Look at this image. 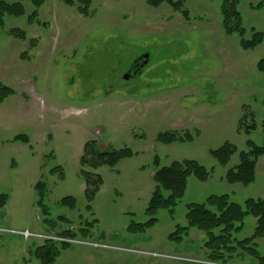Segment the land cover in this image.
I'll use <instances>...</instances> for the list:
<instances>
[{
    "label": "rangeland",
    "instance_id": "rangeland-1",
    "mask_svg": "<svg viewBox=\"0 0 264 264\" xmlns=\"http://www.w3.org/2000/svg\"><path fill=\"white\" fill-rule=\"evenodd\" d=\"M5 1L22 2L25 14L6 16L0 27V84L14 90L0 102V192L9 196L2 210L0 264H41L34 252L47 238L23 237L24 231L58 236L92 220L91 234L73 236L53 264H222L212 260L203 231L191 228L181 243L169 235L187 224L189 204L211 195L228 194L241 205L264 198V156L254 183L226 180L249 139L264 143V73L257 68L264 39L245 50L240 36L225 34L223 0H184L187 16L148 0H91L86 11L79 0H44L38 8L31 0ZM261 2L240 0L244 38L264 33V9L252 7ZM13 28L26 38L12 36ZM145 53L149 62L142 73L126 79ZM252 123L257 128L247 132ZM163 132L193 139L163 143L157 139ZM21 134L28 143L15 140ZM227 141L238 152L222 165L210 151ZM88 142L102 151L130 147L135 153L94 170L103 185L91 212L80 163ZM183 159L213 169L210 177L190 176L173 215L161 209L153 227L129 233L132 221L150 218L155 172ZM39 180L48 188L47 213L36 203ZM67 196L76 199L74 210L61 203ZM256 225L257 218L247 216L233 237H251ZM254 246L264 255V237ZM224 255L228 264H257L247 255Z\"/></svg>",
    "mask_w": 264,
    "mask_h": 264
},
{
    "label": "trees",
    "instance_id": "trees-1",
    "mask_svg": "<svg viewBox=\"0 0 264 264\" xmlns=\"http://www.w3.org/2000/svg\"><path fill=\"white\" fill-rule=\"evenodd\" d=\"M36 7L41 6L44 0H31ZM91 0H79L84 4L83 10L86 11ZM149 4L154 7L166 2L175 10L181 11L184 16L188 12L184 9V0H148ZM240 0H223L221 4L222 26L225 34L238 35L241 37L240 44L243 49L251 50L256 48L263 42L264 33L254 31L250 39L244 38L245 28L241 12L239 11ZM254 8L264 9V3L252 5ZM37 10L30 16V20L37 16ZM25 14L24 4L18 2H7L0 0V27L5 24L6 16L20 17ZM10 34L21 39L26 38V34L19 28L10 30ZM260 72L264 73V58L257 65ZM14 90L8 86L0 84V102L8 96L13 95ZM264 130V120L262 121ZM242 125L240 124V127ZM247 132H252L257 128L256 123L247 126ZM158 141L163 143L185 142L193 138L187 134V137L179 136L176 132H163L157 137ZM15 140H21L25 143L29 142L27 135L21 134L15 137ZM247 149L239 151V163L228 169L226 172V180L229 183H241L249 185L254 183L256 179V167L260 157L264 156V143L259 145L252 140L246 142ZM238 152V148L231 142H225L217 149H212L210 154L219 164L226 165L231 160L232 156ZM135 153L130 147L120 148L118 150H98L95 144L88 142L85 145L84 153L81 156L80 163L84 167L82 175L85 183V198L87 200V211H92V202L96 198L103 185V178L100 174L95 173V169L102 166H116L121 160L132 157ZM157 160H155V163ZM157 164V163H156ZM87 168V169H86ZM54 170V169H53ZM213 169H207L197 160L183 159L175 160L170 165L159 168L154 174L155 189L150 198L146 213L150 218L145 222L132 221L128 227V232L134 235L143 234L147 229L153 227L158 218L157 213L161 209H168L174 214V206L184 196L187 188V181L190 176H195L200 181H206ZM36 203L43 207L47 213V206L44 203L48 188L43 180H39L35 186ZM9 200L6 193L0 192V226L3 219L2 210L5 208ZM61 203L70 209L76 208V199L72 196L64 197ZM257 218V225L251 237L237 240L233 237L244 226V219L247 216ZM61 220L68 219L61 215L58 217ZM186 225H177L174 232L169 235L171 241L177 243L183 242V239L188 235L191 228H196L205 233L207 241L205 246L211 251L212 260H219L222 264H228L229 261L224 258V254L230 257L235 254L240 256H250L257 264H264V255H261L254 246V240L264 237V198H249L243 205L230 200L228 194L211 195L203 203H191L188 205L186 213ZM95 220L86 221L80 231H74L72 228L62 229L56 235L67 239H72L73 236L80 234L88 236L91 234ZM52 223H56L53 221ZM70 243L67 241L56 242L53 240H45V242L35 249V256L41 264H53L59 255V248H67ZM223 258V259H222Z\"/></svg>",
    "mask_w": 264,
    "mask_h": 264
},
{
    "label": "water",
    "instance_id": "water-1",
    "mask_svg": "<svg viewBox=\"0 0 264 264\" xmlns=\"http://www.w3.org/2000/svg\"><path fill=\"white\" fill-rule=\"evenodd\" d=\"M149 62V54L145 53L139 56L133 63L132 68L125 74L126 79H130L136 75Z\"/></svg>",
    "mask_w": 264,
    "mask_h": 264
},
{
    "label": "built area",
    "instance_id": "built-area-1",
    "mask_svg": "<svg viewBox=\"0 0 264 264\" xmlns=\"http://www.w3.org/2000/svg\"><path fill=\"white\" fill-rule=\"evenodd\" d=\"M0 230H2V229H0ZM21 235H23V237H29V236H32V237H37V238H40V237H43V239H46V240H53V241H56V242H63V241H70V242H72V241H74V240H72V239H67V238H64V237H60V236H48V235H44V236H41V235H39V234H37V233H32V232H30V231H24V232H22L21 233ZM36 238V239H37ZM76 242V241H75Z\"/></svg>",
    "mask_w": 264,
    "mask_h": 264
},
{
    "label": "flooded vegetation",
    "instance_id": "flooded-vegetation-1",
    "mask_svg": "<svg viewBox=\"0 0 264 264\" xmlns=\"http://www.w3.org/2000/svg\"><path fill=\"white\" fill-rule=\"evenodd\" d=\"M133 63H134V62H133ZM133 63L130 65L128 71L132 68ZM143 69H144V67L141 69V71H139L138 73H136V75L133 76V77H136L137 75H139L140 73H142Z\"/></svg>",
    "mask_w": 264,
    "mask_h": 264
}]
</instances>
